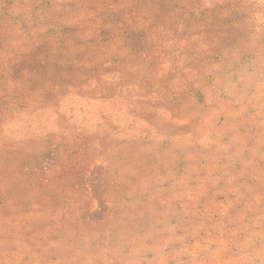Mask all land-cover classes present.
Wrapping results in <instances>:
<instances>
[{
  "label": "rangeland",
  "instance_id": "374dc122",
  "mask_svg": "<svg viewBox=\"0 0 264 264\" xmlns=\"http://www.w3.org/2000/svg\"><path fill=\"white\" fill-rule=\"evenodd\" d=\"M0 264H264V0H0Z\"/></svg>",
  "mask_w": 264,
  "mask_h": 264
}]
</instances>
